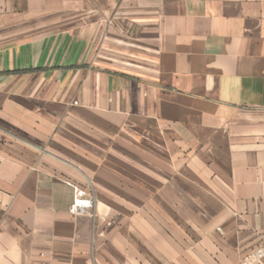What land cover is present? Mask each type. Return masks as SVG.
Wrapping results in <instances>:
<instances>
[{
	"label": "crops",
	"instance_id": "1",
	"mask_svg": "<svg viewBox=\"0 0 264 264\" xmlns=\"http://www.w3.org/2000/svg\"><path fill=\"white\" fill-rule=\"evenodd\" d=\"M39 10L61 25L0 43V264H238L264 243V0H0Z\"/></svg>",
	"mask_w": 264,
	"mask_h": 264
},
{
	"label": "rangeland",
	"instance_id": "2",
	"mask_svg": "<svg viewBox=\"0 0 264 264\" xmlns=\"http://www.w3.org/2000/svg\"><path fill=\"white\" fill-rule=\"evenodd\" d=\"M91 8H92V4ZM93 17H82L80 18V22L82 23L83 27H89L92 24ZM79 18L71 17L69 18L70 24L75 23L78 25ZM59 22L58 25H55L54 22ZM62 18L49 17V10H39L38 14L35 16L31 15H20V16H5L0 17V43H17L22 41H29L31 39L41 38L49 34V24L53 22L52 26L57 28L61 25ZM103 24H105V30L111 24V18L105 17L103 18ZM103 34V38H104ZM93 51V49H92ZM99 52V50H98ZM98 55V53L96 54ZM106 60H109L108 52L104 57ZM260 241L254 240L253 241V248L249 250L241 260L246 258L250 255L253 250L256 248L264 245L262 242L259 244Z\"/></svg>",
	"mask_w": 264,
	"mask_h": 264
},
{
	"label": "built area",
	"instance_id": "3",
	"mask_svg": "<svg viewBox=\"0 0 264 264\" xmlns=\"http://www.w3.org/2000/svg\"><path fill=\"white\" fill-rule=\"evenodd\" d=\"M95 206V199L91 192L81 187L74 189L73 199L69 206L70 213L91 214ZM238 264H264V245L256 248L246 258L240 260Z\"/></svg>",
	"mask_w": 264,
	"mask_h": 264
}]
</instances>
